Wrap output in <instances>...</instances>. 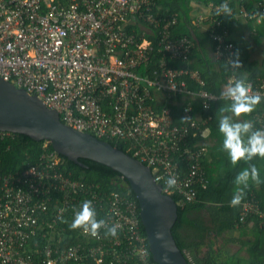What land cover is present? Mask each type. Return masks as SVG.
Listing matches in <instances>:
<instances>
[{"label":"built area","instance_id":"1","mask_svg":"<svg viewBox=\"0 0 264 264\" xmlns=\"http://www.w3.org/2000/svg\"><path fill=\"white\" fill-rule=\"evenodd\" d=\"M154 4V0H0V78L36 95L72 128L129 144L132 156L151 169L164 193H176L179 203L191 202L196 187L206 184L201 164L206 142L190 145V133H200L209 116L193 113L187 102L182 122L176 123L169 101L174 95L196 96L205 111L218 95L205 89L199 71L188 65L193 40L172 35L175 14L157 15ZM220 5L195 22L214 42L212 56L229 64L235 52L229 29L212 14L223 11ZM260 11L264 12L263 3ZM235 13L242 21L257 17L242 5ZM153 52L159 55L156 66L150 74H139L137 69L149 65ZM235 67L229 65L230 71ZM183 76L198 89H189ZM234 80L233 74L227 75L224 87ZM246 82L250 94L264 96V77ZM254 121L256 129H264V113H255ZM13 135L0 131V142ZM63 164L54 150L44 151L21 171L0 172V264H33L26 244L45 219L42 215L52 208L46 225L53 228L67 212L74 218L85 200L92 201L97 219L116 226V236L100 229L94 237L78 227L82 237L93 239L90 246L79 241L59 248L48 242L41 250L34 249L42 256L40 264L80 263L89 257L101 262L107 254L150 264L137 200L75 179ZM169 176L176 179L172 189L165 183ZM243 209L241 220L245 212L258 210L257 203L247 200Z\"/></svg>","mask_w":264,"mask_h":264},{"label":"trees","instance_id":"2","mask_svg":"<svg viewBox=\"0 0 264 264\" xmlns=\"http://www.w3.org/2000/svg\"><path fill=\"white\" fill-rule=\"evenodd\" d=\"M154 1L153 10L157 15L175 14L177 20L172 27V35L174 37L186 36L193 40L188 65L199 71L205 83L204 88L218 95V98L211 101L205 111L196 96L174 95L169 101V107L176 123L182 122L183 108L187 102L192 105L193 113L199 112L202 118L209 116L207 123L202 126L203 130L200 133L192 130L189 139L190 145L199 141L206 142V152L201 160L206 184L204 187H196V196L191 202L179 203V196L176 193H170L177 204V217L171 228L173 238L190 264H264V217L259 215V213H264V158H254L252 161L241 160L233 165L227 153L222 149L223 137L218 131V122L224 115L232 116L234 121L250 120L256 129L254 114L264 113V100H262L252 112L241 114L237 118L230 111V101L221 96L225 77L229 74H233L235 79L243 77L246 81L264 77V49L262 58L258 62V60L251 59L250 51L244 47L243 41L232 36L233 28L242 22L235 15L237 7L242 5L248 12L257 13V17L247 18L243 22L246 23L253 42L256 45L262 42L264 12L260 11V7L262 3L264 4V0H195L204 4L211 3L213 7L227 2L232 13L225 16L223 11L218 13L217 10H213L212 14L214 18L228 27L229 38L234 44L235 51H239L240 67H235L232 72L226 61L215 59L204 50L206 44L213 48L214 42L209 38L206 30L203 31L191 22L190 3L193 0ZM135 28L137 30L136 26ZM158 57L159 55L153 52L149 65L139 67L137 72L150 74L157 64ZM176 63V61L171 62L174 65ZM183 78L189 89L193 91L198 89L193 80L187 76ZM205 130L207 134L204 136ZM192 133H196L194 137ZM107 141L132 155L129 144L110 139ZM52 150L48 141H35L27 135L14 134L12 138L0 142V172L21 171L35 163L44 151ZM58 156L62 158L65 169L70 171L73 178L84 183L96 184L106 193L116 190L122 195L135 198L133 192L126 187L124 177L112 168L86 158L78 159L82 163L80 165L62 155L58 154ZM250 164L257 168L261 182L249 181L240 204L230 206L229 201L237 187L233 183L234 177L242 169L248 168ZM250 199L257 203L258 210L245 212L241 220L244 202ZM51 212L52 208L42 215L45 219H41L39 229L27 241L26 248L32 252L33 264H40L42 257L39 252H34V249L41 250L48 242L56 243L59 248L79 241L87 246L94 242L92 238L82 237L79 228L70 227L73 218L68 212L57 220L53 228L48 227L46 222ZM141 230L145 235L142 224ZM232 243L239 245L237 250L232 251L227 247ZM241 250H245L246 255H242ZM148 260L150 264H156L151 255ZM70 264H142V262L134 257L120 256L117 258L107 254L101 262L89 257L83 262Z\"/></svg>","mask_w":264,"mask_h":264},{"label":"water","instance_id":"3","mask_svg":"<svg viewBox=\"0 0 264 264\" xmlns=\"http://www.w3.org/2000/svg\"><path fill=\"white\" fill-rule=\"evenodd\" d=\"M0 131L48 141L59 155L82 165L86 158L120 173L138 203V215L156 264H190L178 248L171 228L177 217L175 200L162 191L151 169L110 142L72 128L34 94L0 78Z\"/></svg>","mask_w":264,"mask_h":264},{"label":"clouds","instance_id":"4","mask_svg":"<svg viewBox=\"0 0 264 264\" xmlns=\"http://www.w3.org/2000/svg\"><path fill=\"white\" fill-rule=\"evenodd\" d=\"M220 7L227 16L230 11L227 2H223ZM232 56L233 58L228 60L229 65L240 67L239 51H235ZM221 96L230 101V111L236 117L252 112L255 106L264 100V96L250 94V86L243 77L226 84ZM218 131L223 137L222 149L233 165L241 160L252 161L254 158H264V129H254L250 120L234 121L232 116L224 115L218 122ZM249 181L261 182L257 168L251 164L235 175L233 183L237 187L229 201L230 206L240 204ZM165 183L169 189H172L176 185V179L169 176ZM70 227L82 228L94 237L98 235L100 229H106V235L117 234L116 226H109L105 220L97 219V212L91 200H85L79 210L74 212Z\"/></svg>","mask_w":264,"mask_h":264},{"label":"crops","instance_id":"5","mask_svg":"<svg viewBox=\"0 0 264 264\" xmlns=\"http://www.w3.org/2000/svg\"><path fill=\"white\" fill-rule=\"evenodd\" d=\"M190 5H191L190 16L192 18L191 22L195 26H197L198 28H200L203 31H205V28L203 27V25L201 23H198V22L196 23L195 20L197 19V17L199 15L207 16L208 14H210V12L212 10V4L211 3L204 4V3L200 2V1L193 0V1H191ZM232 36H233V38H235V39H237L239 41H241V40L243 41L244 47L248 48V50L250 51V57H251V53H252L251 52V50H252L251 46H252V44L250 42H252L253 40L251 41L250 39H248V41H246L248 36H250V38H251V34H250V31H249L246 23H244L243 21L241 23H238L235 26V28H233V30H232ZM261 43H263V41ZM259 45H257V46H259ZM204 50L206 52H208L209 56H212V48L210 47L209 44L205 45ZM261 58H262V54H261L259 59L261 60ZM251 59H253V58H251ZM260 60H258V62Z\"/></svg>","mask_w":264,"mask_h":264},{"label":"rangeland","instance_id":"6","mask_svg":"<svg viewBox=\"0 0 264 264\" xmlns=\"http://www.w3.org/2000/svg\"><path fill=\"white\" fill-rule=\"evenodd\" d=\"M248 39H250V40L252 41V39L250 38V36H248V38H247L246 41H248ZM262 41H263V43H261L259 46H257L256 44H254L253 41L250 42V43L252 44V46H251V48H252V50H251V52H252V53H251V58H253V59H255V60H260L259 58H260V56H261V54H262V49H264V39H263ZM227 247H228L230 250L235 251V250L238 249L239 245L232 243V244H228ZM240 253H241L242 255H246L245 250H241Z\"/></svg>","mask_w":264,"mask_h":264}]
</instances>
